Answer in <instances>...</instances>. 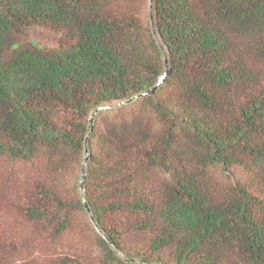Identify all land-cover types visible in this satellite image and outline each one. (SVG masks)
<instances>
[{"label":"trees","instance_id":"16d2710c","mask_svg":"<svg viewBox=\"0 0 264 264\" xmlns=\"http://www.w3.org/2000/svg\"><path fill=\"white\" fill-rule=\"evenodd\" d=\"M0 264H264V0H0Z\"/></svg>","mask_w":264,"mask_h":264},{"label":"water","instance_id":"95a60500","mask_svg":"<svg viewBox=\"0 0 264 264\" xmlns=\"http://www.w3.org/2000/svg\"><path fill=\"white\" fill-rule=\"evenodd\" d=\"M165 61H166V71H165V73L160 77V79H159V81L156 83V85H155L151 90H148L146 93H151V92H153V91H154V90H155V89L161 84V82L166 78V76L168 75V73H169V65H168V58H167V57L165 58ZM91 120H92V118H91ZM86 151H87V147H86ZM87 159H88V158L86 157L85 160H84L83 168H82L81 181H80V186H81V187H82L83 184H84V178H85V167H86V164H87ZM85 205H86V207H87V210L90 211V208H89L87 202H85ZM91 219H92V221L94 220L92 215H91Z\"/></svg>","mask_w":264,"mask_h":264},{"label":"rangeland","instance_id":"374dc122","mask_svg":"<svg viewBox=\"0 0 264 264\" xmlns=\"http://www.w3.org/2000/svg\"><path fill=\"white\" fill-rule=\"evenodd\" d=\"M37 34H38V30L36 28H32L29 32V39L33 42H37ZM54 35H52L53 37Z\"/></svg>","mask_w":264,"mask_h":264}]
</instances>
